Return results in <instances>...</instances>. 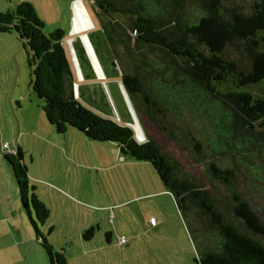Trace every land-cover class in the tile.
Instances as JSON below:
<instances>
[{
	"label": "trees",
	"instance_id": "trees-1",
	"mask_svg": "<svg viewBox=\"0 0 264 264\" xmlns=\"http://www.w3.org/2000/svg\"><path fill=\"white\" fill-rule=\"evenodd\" d=\"M100 28L89 33L97 56L103 47L113 68L99 79L80 40L74 42L84 75L78 81L63 45L65 33L44 32L34 5L23 1L0 11V32L15 33L27 54L32 88L59 133L74 127L92 140L118 144L123 155L151 163L170 191L196 248L195 264H264V222L236 181L234 165H253L264 155V99L241 88L264 79V0H91ZM94 40V41H93ZM113 78V79H112ZM123 85L144 129L137 139L131 114L113 116L103 86ZM233 83L237 89L223 90ZM79 84L78 97L74 84ZM94 106L98 112L86 107ZM164 133L213 181L230 191L228 220L210 191L150 135ZM25 206L29 175L19 148L4 152ZM44 223L49 209L35 194ZM35 223V222H34ZM49 264H69L38 231ZM94 227L83 231L90 239Z\"/></svg>",
	"mask_w": 264,
	"mask_h": 264
},
{
	"label": "rangeland",
	"instance_id": "rangeland-1",
	"mask_svg": "<svg viewBox=\"0 0 264 264\" xmlns=\"http://www.w3.org/2000/svg\"><path fill=\"white\" fill-rule=\"evenodd\" d=\"M23 1L34 5L46 34L64 31L63 45L79 77L70 40L73 34L67 30L69 0H0V11L15 10ZM83 2L93 21L91 33L100 28V20L92 1ZM77 15L78 29L91 25L80 2ZM102 50L98 59L109 66L106 71L114 77L108 52L105 47ZM33 78L22 42L15 33L0 32V264H49L38 231L55 251L66 255L69 264H93L94 260L98 264H195L197 252L184 219L172 193L160 192L165 186L154 166L123 155L115 142L92 140L74 127L59 133L45 115L44 99L32 88ZM220 88L237 89L228 82ZM241 90L264 99V79ZM105 92L116 120L120 121L117 109L122 116L129 112L134 119L133 105L121 85L109 81ZM147 129L164 151L210 191L226 218L239 225L227 206L231 194L228 188L213 181L206 166L164 133L150 125ZM135 133L137 139L145 140ZM5 142L15 152L20 148L23 153L29 175L28 206L3 156L11 150L3 148ZM254 159L253 165L233 166L237 172L234 181L264 222V155ZM32 193L49 209L44 223L38 221ZM91 226L94 235L85 240L83 231ZM260 240L264 243V237Z\"/></svg>",
	"mask_w": 264,
	"mask_h": 264
},
{
	"label": "water",
	"instance_id": "water-1",
	"mask_svg": "<svg viewBox=\"0 0 264 264\" xmlns=\"http://www.w3.org/2000/svg\"><path fill=\"white\" fill-rule=\"evenodd\" d=\"M82 44L87 52V55L91 61V64L93 65V68L95 70V73L97 75V77L99 79H104L106 76L104 74L103 68L101 66V63L98 59V56L96 54V51L93 47L92 41L90 39V37L87 34H84L83 36L80 37ZM75 50V49H74ZM73 50V52H74ZM74 58L76 60V64H77V72L79 73V80H83L84 76H83V72L82 69L80 67V63L78 60V57L76 56L75 52H74ZM104 88H106V84L103 83ZM122 88L124 89V91L126 92L125 88L123 85H121ZM74 90H75V94L76 96L79 94V84L75 83L74 84ZM127 93V92H126ZM131 104V103H130ZM132 112L134 114V119H133V123H128L130 126H132L134 128V130L137 132V134L139 135L140 139H146L145 133L142 129L141 123L135 113V110L133 108V106H131ZM136 134V133H135ZM139 140V139H138Z\"/></svg>",
	"mask_w": 264,
	"mask_h": 264
},
{
	"label": "crops",
	"instance_id": "crops-1",
	"mask_svg": "<svg viewBox=\"0 0 264 264\" xmlns=\"http://www.w3.org/2000/svg\"><path fill=\"white\" fill-rule=\"evenodd\" d=\"M78 2H80L81 4H82V6H83V8H84V10H85V12H86V14H87V16H88V18H89V21L91 22V25H88L87 27H83V28H81V29H78L77 28V22H78V15H77V3ZM68 7H69V9H70V11H71V15H70V19H69V22H68V31L69 30H71V33L73 34L71 37H70V40H71V43H72V46H73V50H74V52H75V54H76V56H77V52H76V48H75V46H74V42L77 40V39H79L80 40V42L82 43V41H81V36H83L84 34H87L89 37H90V35H89V33H90V29L93 27V21H92V19H91V17H90V15H89V13H88V10H87V8H86V6H85V4H84V2H83V0H69L68 1ZM2 33H11V32H2ZM17 36V35H16ZM3 37V36H2ZM5 37V36H4ZM11 38H9V39H13L14 41H15V43H16V45H17V40H15V38H13V36H10ZM2 39H5V38H2ZM19 39V38H18ZM19 45V44H18ZM83 45V44H82ZM19 47V46H18ZM78 57V56H77ZM79 60V59H78ZM80 63V62H79ZM102 66V65H101ZM81 67V66H80ZM103 68V67H102ZM82 69V68H81ZM94 69V68H93ZM95 71V70H94ZM103 71H104V69H103ZM104 74H105V76H106V73H105V71H104ZM84 76V75H83ZM76 77H77V80L78 81H83V80H79V78H78V76L76 75ZM106 78V77H105ZM104 78V79H105ZM103 83H105L106 84V86H108V84H107V82L106 81H103ZM78 84V83H77ZM2 112H3V107L0 105V115L2 114ZM5 144H8V147L7 148H9V149H11L10 151H7L8 153H14L15 151H14V147H11V144L10 143H8V142H5L4 143V145ZM165 190H167L166 188H164V189H162L160 192H164ZM168 191V190H167ZM170 192V191H169ZM173 195V194H172ZM174 197V196H173ZM185 222V221H184ZM152 223V225H153V223H154V221L153 222H151ZM187 227V226H186ZM187 230H188V228H187ZM188 233H189V230H188ZM83 235V234H82ZM189 235H190V233H189ZM84 238V237H83ZM85 239V238H84ZM85 240H89V239H85ZM97 249V248H96ZM95 249V250H96ZM93 264H98V262H95V260H94V262H93ZM100 264H104L102 261L100 262Z\"/></svg>",
	"mask_w": 264,
	"mask_h": 264
},
{
	"label": "built area",
	"instance_id": "built-area-1",
	"mask_svg": "<svg viewBox=\"0 0 264 264\" xmlns=\"http://www.w3.org/2000/svg\"><path fill=\"white\" fill-rule=\"evenodd\" d=\"M7 147H8V144H5V145L3 146L4 149H6ZM121 240H124V238H122Z\"/></svg>",
	"mask_w": 264,
	"mask_h": 264
}]
</instances>
